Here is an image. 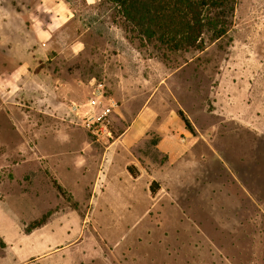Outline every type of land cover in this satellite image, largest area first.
<instances>
[{"label": "rangeland", "instance_id": "1", "mask_svg": "<svg viewBox=\"0 0 264 264\" xmlns=\"http://www.w3.org/2000/svg\"><path fill=\"white\" fill-rule=\"evenodd\" d=\"M66 1L76 20L72 34L60 38L85 31L88 50L52 62L24 44L33 33L23 25L32 23L38 0H0V40H13L15 55L29 50L35 57L30 84L46 85L54 73L69 84L78 80L56 114L18 104L52 100L43 86L41 99L28 84L4 95L15 110L0 107V155H92L93 186L74 195L48 192L52 199L40 203L39 186L33 188L25 213L54 219L46 228L52 238L42 245L15 239V249L25 253L19 260L0 242V264H264V0H236L225 36L213 40L206 32L204 49L167 56L132 38L108 0ZM5 56L3 48V73L10 67ZM91 81L117 100L105 119L104 103L92 110V120L105 123L112 136L92 132L86 107L71 109L89 99ZM54 121L61 123V144L51 136L56 130L38 126ZM136 122L142 126L131 129ZM12 165L0 159L2 194ZM35 221L21 224L23 237Z\"/></svg>", "mask_w": 264, "mask_h": 264}, {"label": "crops", "instance_id": "2", "mask_svg": "<svg viewBox=\"0 0 264 264\" xmlns=\"http://www.w3.org/2000/svg\"><path fill=\"white\" fill-rule=\"evenodd\" d=\"M88 1L91 3L95 0ZM37 9L41 11L38 12ZM42 10H47V13L42 15ZM32 13L34 16L32 23L30 25H23L26 32L33 33L32 39L25 40L24 44L26 49L33 46L41 53L42 56L39 57L46 58L52 62H55L58 58L76 60L87 53L88 43L82 37L85 31L74 33L73 37L69 40L60 38L63 33L72 34L73 24L76 20V14L67 4L66 0H38L37 7ZM10 30L9 23H6L5 31L8 32ZM100 34L101 37L104 36L103 31ZM13 44L14 41L11 39L5 41L0 40V51L2 53V49L5 48V63L10 66L4 73L0 72V107L2 106V108L4 107L6 109L11 108L10 110L14 111V106L11 107L8 98H3L4 95H12L15 87L23 90L26 84H28L32 92H38V99L46 95L45 92L47 91L50 93L48 95L52 96V100L46 101L44 99L39 102L35 99H29L28 101H18V104L32 105L34 107L41 105L39 106L40 110L50 111L56 114L62 104V96H67L66 88L69 86V89H76L78 87V80H76V83L71 82L69 84L68 82L66 83V80L61 75L54 73L50 75L46 85L38 84L37 87H35L36 84L31 85L29 82L30 78L27 77V74L30 75L31 73L30 66L35 64V57L29 50L25 53L22 52L21 55H15ZM53 49L57 50V55L49 56L48 54L52 53ZM100 55L103 56V54ZM118 56L120 58L121 55L117 53V57L115 58L118 59ZM103 61L104 59L100 60V62ZM24 65L26 66L24 67ZM90 84V92L92 93L94 87L93 81ZM42 86L46 91L44 90L42 92ZM48 124V122H44L38 126L56 130L52 131L51 136H53L55 143L61 144L63 135L61 123L54 121L53 124L49 125L50 127ZM140 126H142V123L136 122L130 128L135 129ZM0 159H4L6 162L12 161L13 163L11 169L12 178L8 177V175L5 176L2 182L5 190L3 194L0 192V237L7 246H10L12 252L19 260L25 253L21 247L15 249L14 240L18 239L20 243L24 242L26 245L33 243L45 244L46 239L52 238L46 228L53 221L55 223L54 219L45 220L44 224L33 228L29 231L28 236L23 237L25 228L21 224L33 222L42 214L40 212L33 217L29 213L26 214L23 205L25 197L36 186H39L38 191H36L39 203L46 201V198L52 199L51 196L47 195L48 192L54 194V191H56L61 194L55 187L53 179L57 180L65 192H70L73 195L76 192H87L93 186L94 165L92 155H0ZM113 159L118 161L120 155H113ZM15 193H17L16 196ZM60 216L59 219H56L59 224L61 223Z\"/></svg>", "mask_w": 264, "mask_h": 264}, {"label": "trees", "instance_id": "3", "mask_svg": "<svg viewBox=\"0 0 264 264\" xmlns=\"http://www.w3.org/2000/svg\"><path fill=\"white\" fill-rule=\"evenodd\" d=\"M236 0H108L123 18L125 27L133 32L142 45L152 43L160 47L167 56L181 50L204 49L203 34L209 32L213 40L225 36L231 25V16ZM178 114L186 127H194L182 109ZM128 171L137 176L134 165ZM61 194L64 188L53 179ZM158 183L153 181L151 190L156 191ZM46 216L36 220L27 231L44 224ZM1 238V237H0ZM3 246L7 244L1 239Z\"/></svg>", "mask_w": 264, "mask_h": 264}, {"label": "built area", "instance_id": "4", "mask_svg": "<svg viewBox=\"0 0 264 264\" xmlns=\"http://www.w3.org/2000/svg\"><path fill=\"white\" fill-rule=\"evenodd\" d=\"M101 103L105 104L103 119L108 117L112 109L118 105L115 97L106 96L104 84L101 82L98 83L96 82L94 84L92 94L89 97V99L84 103L73 102L71 105V109L73 111L80 112L82 108L86 107V111H84V120L85 122L89 121L90 127L93 126L92 132L94 134H97L98 132L100 133L106 132L109 136H112L111 130L107 128L105 123H102L99 120L97 121L92 120V118L94 117L92 110L98 107V105H100Z\"/></svg>", "mask_w": 264, "mask_h": 264}]
</instances>
